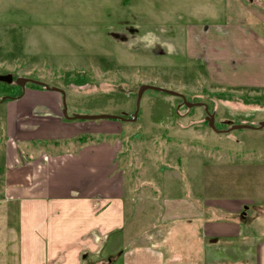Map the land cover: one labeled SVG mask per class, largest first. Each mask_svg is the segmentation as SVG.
I'll return each mask as SVG.
<instances>
[{
  "label": "rangeland",
  "instance_id": "rangeland-1",
  "mask_svg": "<svg viewBox=\"0 0 264 264\" xmlns=\"http://www.w3.org/2000/svg\"><path fill=\"white\" fill-rule=\"evenodd\" d=\"M225 2L0 0V74L62 89L68 115L130 118L138 87L148 84L177 92L188 103H204L222 130L208 127L203 106L146 90L135 120H70L71 138L26 142L19 150L73 151L91 135L99 140L88 142L119 148L115 164L126 195L156 205L178 190L193 200L210 193L254 198L250 189H264V127L225 130L264 122V24L249 17L246 26L253 33L230 32ZM28 83L23 93L13 84L10 96H26L62 118L60 93ZM7 103L0 102V156ZM132 225L130 219L125 231Z\"/></svg>",
  "mask_w": 264,
  "mask_h": 264
},
{
  "label": "crops",
  "instance_id": "crops-1",
  "mask_svg": "<svg viewBox=\"0 0 264 264\" xmlns=\"http://www.w3.org/2000/svg\"><path fill=\"white\" fill-rule=\"evenodd\" d=\"M225 5L230 32L253 33L249 17L264 24V0ZM30 100L8 99L4 111L0 264H264V189H250L251 200L241 193L193 200L178 190L161 205L126 195L113 144L21 152L26 142L75 135V123Z\"/></svg>",
  "mask_w": 264,
  "mask_h": 264
},
{
  "label": "water",
  "instance_id": "water-1",
  "mask_svg": "<svg viewBox=\"0 0 264 264\" xmlns=\"http://www.w3.org/2000/svg\"><path fill=\"white\" fill-rule=\"evenodd\" d=\"M0 82L5 83V84H15L17 86L20 87L22 93L25 89V84L27 82L39 85L41 87H43L45 90H49L52 92H57L60 93L61 95V99H62V108H61V114L62 117L64 119L67 120H87V121H94V120H99V119H119L121 121H131V120H135L136 119V113L138 110V106H139V100L141 98V95L144 91L146 90H154V91H160V92H164L166 94L169 95H173L176 97L181 98L182 100V104H185L187 106H192V105H196V106H203L204 107V111L206 113L205 116V120L207 121V125L208 127H210L213 131L216 132H221L222 130H218L216 129V127L214 126V112L209 113L207 110L206 105L202 104V103H188L185 101L184 97L177 93L174 92L172 90H168V89H164L162 87H158V86H152V85H148V84H142L138 87L137 92H136V99H135V112L131 115L130 118H125V117H121V116H117V115H110V114H79V113H73L71 115L67 114V106L65 103V92L58 88V87H54V86H48L47 84L40 82V81H36L30 78H25V77H15L13 78V76L9 73L7 74H0ZM21 96L18 95L16 97H11V96H2L0 97V102L6 100V99H17ZM264 127V122H258L256 126H251V125H247V124H237V125H232L231 127H229L228 129H226L225 131L228 132L232 129H239V128H245V129H254V128H261Z\"/></svg>",
  "mask_w": 264,
  "mask_h": 264
},
{
  "label": "trees",
  "instance_id": "trees-1",
  "mask_svg": "<svg viewBox=\"0 0 264 264\" xmlns=\"http://www.w3.org/2000/svg\"><path fill=\"white\" fill-rule=\"evenodd\" d=\"M29 85L33 88H36V89H42L43 88V87L36 85V84H33V83H30ZM13 88H16V86L13 84H5V83L0 82V94H2V96H10ZM7 100L8 99H6V101ZM62 119L65 120L63 117H62ZM95 140H99V138H95V137H92L91 135H89L88 139L85 141L83 140V142L95 141Z\"/></svg>",
  "mask_w": 264,
  "mask_h": 264
},
{
  "label": "flooded vegetation",
  "instance_id": "flooded-vegetation-1",
  "mask_svg": "<svg viewBox=\"0 0 264 264\" xmlns=\"http://www.w3.org/2000/svg\"><path fill=\"white\" fill-rule=\"evenodd\" d=\"M198 103H200V102H198ZM202 104H204V103H202ZM205 105V104H204Z\"/></svg>",
  "mask_w": 264,
  "mask_h": 264
}]
</instances>
